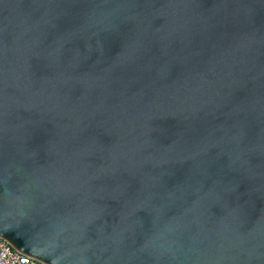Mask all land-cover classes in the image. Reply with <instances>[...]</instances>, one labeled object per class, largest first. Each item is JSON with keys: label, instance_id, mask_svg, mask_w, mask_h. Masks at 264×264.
<instances>
[{"label": "water", "instance_id": "water-1", "mask_svg": "<svg viewBox=\"0 0 264 264\" xmlns=\"http://www.w3.org/2000/svg\"><path fill=\"white\" fill-rule=\"evenodd\" d=\"M0 236L264 264V0H0Z\"/></svg>", "mask_w": 264, "mask_h": 264}, {"label": "built area", "instance_id": "built-area-1", "mask_svg": "<svg viewBox=\"0 0 264 264\" xmlns=\"http://www.w3.org/2000/svg\"><path fill=\"white\" fill-rule=\"evenodd\" d=\"M0 264H44L43 262L21 253L0 236Z\"/></svg>", "mask_w": 264, "mask_h": 264}]
</instances>
